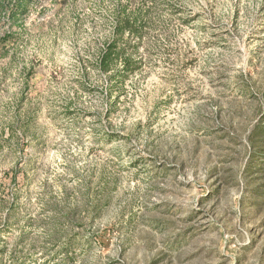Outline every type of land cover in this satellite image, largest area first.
<instances>
[{"label": "rangeland", "instance_id": "rangeland-1", "mask_svg": "<svg viewBox=\"0 0 264 264\" xmlns=\"http://www.w3.org/2000/svg\"><path fill=\"white\" fill-rule=\"evenodd\" d=\"M121 7L143 65L110 91L95 60ZM8 29L0 264H264V0H40Z\"/></svg>", "mask_w": 264, "mask_h": 264}, {"label": "trees", "instance_id": "trees-1", "mask_svg": "<svg viewBox=\"0 0 264 264\" xmlns=\"http://www.w3.org/2000/svg\"><path fill=\"white\" fill-rule=\"evenodd\" d=\"M40 0H0V17L6 19L8 30L15 28L20 23V20L26 16L31 7ZM139 11L130 12L126 7H121L117 11L115 21L111 28V37L104 41L99 48L95 60V67L100 72L107 74L110 82V91L118 90L122 83L132 74L141 70L143 65V58L139 54L141 42L134 44H127L121 42L120 38L124 34L140 35L142 31L141 19H139ZM12 33V32H11ZM6 38L9 36L6 35ZM4 40V39H3ZM14 44L13 39L11 40ZM6 42V41H4ZM16 52V49H15ZM6 54V55H5ZM3 56L9 55V61L2 72L15 65V53H5ZM32 65L24 64L19 68V77L23 88L19 91V98L14 109L13 119L10 121L9 133L10 135L20 136L21 138L27 136L31 129L32 118L35 117V111L32 107L27 106L23 110L22 104L29 96L30 80L33 76ZM69 216V215H68ZM67 216V217H68Z\"/></svg>", "mask_w": 264, "mask_h": 264}]
</instances>
